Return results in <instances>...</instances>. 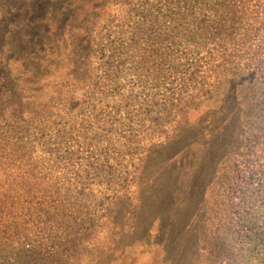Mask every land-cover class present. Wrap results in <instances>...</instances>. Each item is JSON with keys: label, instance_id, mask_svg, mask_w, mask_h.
I'll use <instances>...</instances> for the list:
<instances>
[{"label": "rangeland", "instance_id": "rangeland-1", "mask_svg": "<svg viewBox=\"0 0 264 264\" xmlns=\"http://www.w3.org/2000/svg\"><path fill=\"white\" fill-rule=\"evenodd\" d=\"M183 1L0 0V264H249L264 0Z\"/></svg>", "mask_w": 264, "mask_h": 264}, {"label": "trees", "instance_id": "trees-1", "mask_svg": "<svg viewBox=\"0 0 264 264\" xmlns=\"http://www.w3.org/2000/svg\"><path fill=\"white\" fill-rule=\"evenodd\" d=\"M190 1L192 0H184V5H187L190 3ZM210 1L212 2V0H203V6L204 8L207 9H217L215 7H218V4L216 2H213L214 6L210 3ZM233 3V7L234 10L233 11H239V10H247L249 8H251L250 2L247 0H231ZM192 3V2H191ZM226 4L225 1H222L219 3V5H223ZM188 7V5L186 6ZM235 18V17H233ZM237 19H239L240 21L243 19L242 16H238ZM247 19H251V17L247 18ZM202 21L208 22V20L206 18H203ZM215 21H219V20H212V23H214ZM212 23L210 25H212ZM206 29V25L201 26V28H199L197 30V32L193 33H188L187 35H189V38L187 39L189 42H195L197 41L196 39L199 40V38L202 37L204 30ZM219 34V32H215L213 33L214 35ZM221 34V33H220ZM228 37L230 39H234V33H229L227 34ZM248 35V32H246L245 34H242V36ZM199 36V37H198ZM223 40H227L228 38H222ZM236 44V43H235ZM195 48V44H193V50ZM108 65L110 66V64L113 66V60H107ZM90 66H94V60L92 61V63L90 64ZM37 113L38 115L43 114V111L39 109V107H37ZM244 231V232H243ZM234 240H232L231 247L230 248V252L232 254H229L228 259L232 260V261H239L242 258H246L247 262L249 264H264V233H248L246 230L243 229L241 230H237V235L234 236ZM251 239V240H250ZM226 241V240H225ZM222 242V243H225ZM251 243H253V245H251ZM226 244V243H225ZM222 245V244H221ZM261 248V249H260ZM257 250V251H256Z\"/></svg>", "mask_w": 264, "mask_h": 264}]
</instances>
